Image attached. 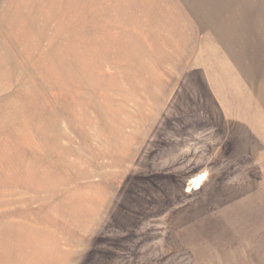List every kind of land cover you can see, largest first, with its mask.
<instances>
[{
  "label": "rangeland",
  "instance_id": "374dc122",
  "mask_svg": "<svg viewBox=\"0 0 264 264\" xmlns=\"http://www.w3.org/2000/svg\"><path fill=\"white\" fill-rule=\"evenodd\" d=\"M263 26L264 0H0V260L264 264L232 62Z\"/></svg>",
  "mask_w": 264,
  "mask_h": 264
},
{
  "label": "crops",
  "instance_id": "0c3cea01",
  "mask_svg": "<svg viewBox=\"0 0 264 264\" xmlns=\"http://www.w3.org/2000/svg\"><path fill=\"white\" fill-rule=\"evenodd\" d=\"M237 52L239 54V57L237 61L232 59L233 65L237 67L240 72L243 68L246 67L247 71L249 70L248 73L250 74L249 75V79H251L250 82H253L258 86H263L262 88H258L257 86L256 88L257 90L255 92L257 94L258 100L263 101V104L260 101L259 102L261 103L262 109L264 110V32L259 37L256 38L249 37L247 39L246 44H244L243 41L242 45L240 46V49H238ZM263 115H264V111H263ZM47 255L48 253L45 252V254H42L41 256L47 257ZM22 257L24 258H21L18 264H26V256H22ZM27 260H28V264L29 263L31 264L33 262V260L29 258H27ZM0 263L10 264V260L9 258L5 260H0Z\"/></svg>",
  "mask_w": 264,
  "mask_h": 264
},
{
  "label": "bare ground",
  "instance_id": "6f19581e",
  "mask_svg": "<svg viewBox=\"0 0 264 264\" xmlns=\"http://www.w3.org/2000/svg\"><path fill=\"white\" fill-rule=\"evenodd\" d=\"M204 179V175H199L197 177H195L194 179H192V182L195 184V185H199L200 182Z\"/></svg>",
  "mask_w": 264,
  "mask_h": 264
}]
</instances>
